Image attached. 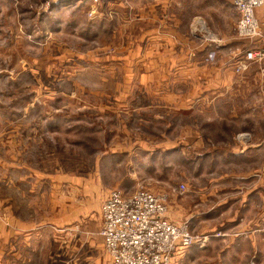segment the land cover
Returning a JSON list of instances; mask_svg holds the SVG:
<instances>
[{"label":"rangeland","instance_id":"rangeland-1","mask_svg":"<svg viewBox=\"0 0 264 264\" xmlns=\"http://www.w3.org/2000/svg\"><path fill=\"white\" fill-rule=\"evenodd\" d=\"M236 21L232 0H0V217L55 224L63 264H98L99 204L116 187L165 193L170 219L190 198L191 210L226 198L235 218L251 192L259 209V178L237 173L254 161L214 148L248 132L205 126L211 106L190 94V71L219 67L205 57L217 47L208 38L232 66L245 57L253 40L237 37ZM250 229L223 241L192 232L207 240L171 264H264Z\"/></svg>","mask_w":264,"mask_h":264},{"label":"crops","instance_id":"crops-1","mask_svg":"<svg viewBox=\"0 0 264 264\" xmlns=\"http://www.w3.org/2000/svg\"><path fill=\"white\" fill-rule=\"evenodd\" d=\"M256 11L260 14L263 12L261 7L256 8ZM259 23L263 27L264 19L261 21L259 19ZM220 45L209 49L207 56H205L208 61L218 58L215 62L216 65L219 64V67L212 66V68L209 67L203 72L199 71V69L190 71L189 74L192 77L194 76L192 78L193 82H191L190 94L199 99L200 103L204 102L205 105L211 106L213 114L210 116L213 117V120L207 122L205 126H213L214 129L223 132H227L228 129H230L229 132L232 130L248 132L247 135L245 134L246 136L242 135L243 137L241 138L243 140H239V142L234 140L221 141L214 148H230L227 154L237 158L243 164L254 161L253 166L248 170L238 171L237 173L242 174L238 178L244 181L252 176L259 178L256 195L259 196V201L261 202L260 208L254 211L251 208L248 199L251 192L243 194L239 197L240 200H237L239 205H235L236 209H241L240 213L236 215V219L233 218L234 216H227L233 210L230 203L226 205L224 210L226 198L225 200L223 197L215 199L213 204L207 206V208L199 209L194 205V210H191L194 201L190 198L185 200L184 203H180L182 204L180 207L182 213L171 214V220L177 222L187 221L191 232L204 233L211 238L213 237L212 234L217 233L216 237H222L220 241L233 235L230 232L236 228L245 229L250 227V230H252L255 227L250 233L252 234V244L255 247L256 245L260 247V245H264V200L262 199V194H264V169H261V167H264V136L259 103H262V92L264 93V59L251 64L244 73L237 74L233 71L235 66H232V62L225 57V48ZM257 47L264 48V42L253 40L250 48ZM215 62L212 61L211 64ZM235 62H233V65H235ZM225 63L228 66L224 69L221 65H225ZM183 84L184 82L177 83L178 86H183ZM198 117L200 118L201 116L198 115ZM246 126L247 128H245ZM199 128L197 126L195 130ZM231 135L232 133H230ZM243 144L247 146L240 149ZM221 175H223V172L218 173V176ZM119 189L122 188L119 187ZM219 189L223 191L224 188ZM122 190L125 193L134 191L129 192L128 190L130 189ZM200 197L203 198L205 195L202 194ZM103 199L104 197L100 200V204ZM100 204L98 209L99 220ZM50 219L54 222L56 216H52ZM88 232L95 233L96 231H85V233ZM93 239L90 237L88 247H91L94 242ZM62 245V232L56 229L55 224L47 226L46 223L37 222L36 219L25 216H20V218L13 216L12 212L3 219L0 217V264H63ZM48 248H51V250L49 251ZM105 256V259L102 257V262L99 260L98 264H105V260H107L106 264L109 263L108 255L105 254ZM33 257H36L35 261H33Z\"/></svg>","mask_w":264,"mask_h":264},{"label":"built area","instance_id":"built-area-1","mask_svg":"<svg viewBox=\"0 0 264 264\" xmlns=\"http://www.w3.org/2000/svg\"><path fill=\"white\" fill-rule=\"evenodd\" d=\"M237 14V37L264 42V28L256 8L264 15V0H232ZM201 24V23H200ZM216 46L220 40L208 38ZM235 70L264 59V48H248ZM184 190L183 184L179 186ZM167 195L138 187L132 193L115 188L100 204L99 235L103 238L108 264H171L193 244L203 245L207 236L190 231L187 221L177 222L168 216Z\"/></svg>","mask_w":264,"mask_h":264}]
</instances>
